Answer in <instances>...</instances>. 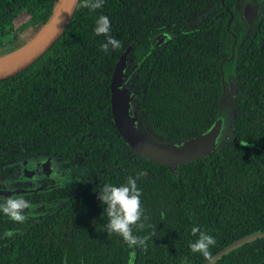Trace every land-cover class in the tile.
<instances>
[{"label": "trees", "instance_id": "16d2710c", "mask_svg": "<svg viewBox=\"0 0 264 264\" xmlns=\"http://www.w3.org/2000/svg\"><path fill=\"white\" fill-rule=\"evenodd\" d=\"M58 2L0 0V52H11L24 30H38ZM249 2L259 3L250 25L241 0H104L95 12L78 0L45 53L0 80V189H22L10 196L30 202L23 224L0 213V264H202L189 248L198 238L192 227L216 239L211 255L264 229V0ZM102 14L122 45L107 53L106 37L94 32ZM123 53L119 86L130 84L129 116L151 141L178 146L203 135L231 102L228 128L212 149L175 167L129 149L109 102ZM30 158L74 167L78 178L21 181L17 166ZM129 176L142 190L148 219L133 234L148 237L146 251L106 232L97 198L105 184ZM210 264H264V235Z\"/></svg>", "mask_w": 264, "mask_h": 264}, {"label": "water", "instance_id": "95a60500", "mask_svg": "<svg viewBox=\"0 0 264 264\" xmlns=\"http://www.w3.org/2000/svg\"><path fill=\"white\" fill-rule=\"evenodd\" d=\"M77 2L78 0H59L48 20L41 27H39L38 30H36V33L30 39L6 55L0 57V80L21 71L38 59L43 53H45V51L62 33L74 11ZM246 5L249 6V3H246L245 6ZM257 11V4L252 5L250 14L248 16L243 12L242 9V15L248 25H250L255 19ZM124 55L125 54L123 53L119 56L110 76L109 102L114 126L125 143L128 145L129 149H131L136 155L140 157L170 167H175L178 164L186 163L190 160L198 158L212 149L217 142L208 148L190 149L189 147L195 143H198L202 146V141H204L207 136L210 137V135H212L214 127L218 125L220 121L216 122L211 130H209L207 133L193 137L178 146L151 141L146 138L139 130H137L133 123V119L129 116V113H127L128 106L126 109L124 108L125 110L123 111L117 104L114 95L118 85V83H115V72L119 65V60L123 63ZM230 55H232V53H230ZM120 71H122V69H120ZM120 73L122 75V72ZM231 89L232 85L230 86V90ZM209 140L211 141L212 138H209ZM19 191L23 190L18 188L0 189V195L8 196L13 192L16 193ZM261 235H264V229L239 237L213 253L211 257L205 260L202 264H210L223 254L227 253L229 250L234 249L244 242L251 241Z\"/></svg>", "mask_w": 264, "mask_h": 264}, {"label": "clouds", "instance_id": "9594fccd", "mask_svg": "<svg viewBox=\"0 0 264 264\" xmlns=\"http://www.w3.org/2000/svg\"><path fill=\"white\" fill-rule=\"evenodd\" d=\"M104 0H81L80 7L95 12L101 9ZM94 32L98 36L106 37L101 44L102 52L107 53L111 49H119L121 41L115 39L111 35V21L108 16L100 15L96 19ZM138 178V177H137ZM137 178L127 177L126 183L114 186L111 183L105 184L99 191L98 200L101 204L106 205L104 211L108 217L106 224V232L108 234H116L122 237L123 241L130 247L142 248L147 250L148 237H140L133 234V227L143 230L146 225L142 222V217L147 220L144 215V208L141 204L142 190L137 186ZM30 208V202L22 196L15 198L8 197L0 200V213L6 215L11 221L23 224L28 218L25 209ZM163 216V213H161ZM11 233H6L10 235ZM191 235L198 238L194 242H189V248L192 253H199L206 260L211 257L210 248L216 245V239L201 231L199 227H192Z\"/></svg>", "mask_w": 264, "mask_h": 264}, {"label": "rangeland", "instance_id": "374dc122", "mask_svg": "<svg viewBox=\"0 0 264 264\" xmlns=\"http://www.w3.org/2000/svg\"><path fill=\"white\" fill-rule=\"evenodd\" d=\"M248 4L249 6H244L243 8V12L248 16L250 14L251 11V7H252V3L249 2V0H241V4L242 6L244 4ZM20 21L19 19H16V21L13 22V28H16L19 25ZM36 33L35 30L28 28L26 30H24L23 32H21V35L19 37V39L12 45L11 51L14 50L15 48H17L18 46H20L21 44H23L24 42H26L28 39H30L34 34ZM7 53H9V51H3L0 52V57L6 55ZM122 61H123V56H122ZM124 67V61L123 63L119 60V65L116 69L115 72V83H118L117 85V89L115 91V99L117 104L120 106V108L124 111L127 106L129 107V102H130V90H131V86L130 84L125 85L124 87L119 86L120 84V77H122L121 73L122 71H120V69H123ZM230 106H231V102H227L225 105H223V107L220 110V116L221 119L219 120L220 122L218 123V125H216L212 131V135L207 136L206 139L204 141H202L203 145H199L198 143L192 144L189 148H197V149H201V148H208L210 146H212L215 142H217L220 137L226 132V129L228 128V124H229V114H230ZM125 108V109H124ZM209 138H212V140L210 141ZM51 165L53 168H55L57 170V173L55 174V180L56 183L59 184H65L74 180H77V176H76V168L71 167L69 169H63L56 161H51ZM15 198V196H10ZM7 197H4V199ZM3 200V199H2Z\"/></svg>", "mask_w": 264, "mask_h": 264}, {"label": "flooded vegetation", "instance_id": "af4514ba", "mask_svg": "<svg viewBox=\"0 0 264 264\" xmlns=\"http://www.w3.org/2000/svg\"><path fill=\"white\" fill-rule=\"evenodd\" d=\"M256 4L258 9L259 3ZM244 6L245 4L242 6V9ZM51 161L53 160L50 158H43V159L30 158V159L22 160L19 163V166H17V170L19 171V177L21 178V181L33 182L37 180L44 181L45 179H49V181H51V179H54L57 170L52 167ZM35 188L38 189V186L28 187L25 188V190H35ZM5 189H15V188L7 187ZM10 195H8V197H10Z\"/></svg>", "mask_w": 264, "mask_h": 264}, {"label": "bare ground", "instance_id": "6f19581e", "mask_svg": "<svg viewBox=\"0 0 264 264\" xmlns=\"http://www.w3.org/2000/svg\"><path fill=\"white\" fill-rule=\"evenodd\" d=\"M127 109L129 110V107ZM127 113H129V111H127Z\"/></svg>", "mask_w": 264, "mask_h": 264}]
</instances>
